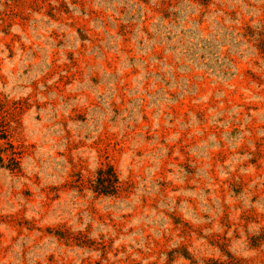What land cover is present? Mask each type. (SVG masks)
I'll list each match as a JSON object with an SVG mask.
<instances>
[{
	"label": "rangeland",
	"instance_id": "1",
	"mask_svg": "<svg viewBox=\"0 0 264 264\" xmlns=\"http://www.w3.org/2000/svg\"><path fill=\"white\" fill-rule=\"evenodd\" d=\"M0 149V264H264V0H0Z\"/></svg>",
	"mask_w": 264,
	"mask_h": 264
},
{
	"label": "trees",
	"instance_id": "2",
	"mask_svg": "<svg viewBox=\"0 0 264 264\" xmlns=\"http://www.w3.org/2000/svg\"><path fill=\"white\" fill-rule=\"evenodd\" d=\"M3 150L0 149V167H3L4 161H8V167L15 168L17 165L16 158L12 154L10 157L4 158L2 156ZM93 192L100 195H115L119 190L118 177L115 170L111 166H103L96 171V179L92 184ZM236 264V263H231Z\"/></svg>",
	"mask_w": 264,
	"mask_h": 264
}]
</instances>
